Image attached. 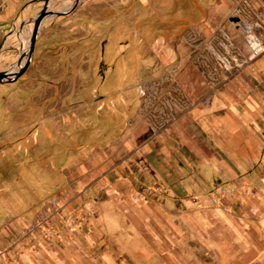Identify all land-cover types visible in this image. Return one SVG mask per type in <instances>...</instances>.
Wrapping results in <instances>:
<instances>
[{"label": "rangeland", "instance_id": "rangeland-1", "mask_svg": "<svg viewBox=\"0 0 264 264\" xmlns=\"http://www.w3.org/2000/svg\"><path fill=\"white\" fill-rule=\"evenodd\" d=\"M75 1L50 0L48 7L70 9ZM251 37L261 43L258 54ZM263 56L264 0H82L69 14L49 16L27 71L0 84V264H11L12 248L25 239L22 252L41 248V264H52L50 253L65 246L73 245L72 256L76 233L93 228L100 213L99 198L82 197L71 179L112 156L107 152L120 132L107 124H115L122 102L126 118L159 119L167 104L162 96H184L188 105L214 93L255 92ZM5 66L0 72L15 71L18 63ZM144 198L140 191L130 194L132 202ZM144 234L121 237L117 245V236H95L85 244L87 256L115 257L96 264H160L162 255L172 264H230L215 261L193 233H157L154 245ZM147 254L155 256L142 261Z\"/></svg>", "mask_w": 264, "mask_h": 264}, {"label": "crops", "instance_id": "crops-1", "mask_svg": "<svg viewBox=\"0 0 264 264\" xmlns=\"http://www.w3.org/2000/svg\"><path fill=\"white\" fill-rule=\"evenodd\" d=\"M44 6L45 0H0V64L9 63L4 69L20 61L28 25ZM67 10L64 5L61 11ZM257 62L261 74L264 56ZM259 80L255 92L214 93L191 99L188 105L184 96H162L167 104L161 106L159 119L126 118L122 102L120 115H114L115 124H107L109 131L120 132L109 146L107 153L112 151V156L97 170L91 168L71 179L82 197L99 198L100 217L93 228L83 226L76 233L72 256L69 247L73 245L68 243L63 251L50 253L49 261H115L105 252L92 254L91 260L85 244L95 236L109 240L117 236L113 240L117 245L121 237L145 232L153 245L157 233L160 238L170 233L189 238L193 233L218 256L215 261L264 264V74ZM105 163L111 166L104 169ZM220 189L230 193L215 203L214 192ZM134 191L143 192L144 200L132 202ZM119 196L125 201H118ZM25 240L12 248L11 264H41L38 254L44 251L22 252L28 244ZM154 256L141 255L146 262ZM129 260L135 261L134 256ZM159 260L160 264L174 262L164 255Z\"/></svg>", "mask_w": 264, "mask_h": 264}, {"label": "water", "instance_id": "water-1", "mask_svg": "<svg viewBox=\"0 0 264 264\" xmlns=\"http://www.w3.org/2000/svg\"><path fill=\"white\" fill-rule=\"evenodd\" d=\"M49 2L50 0H45V6L43 9L37 14V16L33 19V31L30 39V45L27 53H23L21 55L20 61L18 62V69L15 71H3L0 72V84L4 83H12L16 82L29 68L30 62L32 61L36 40L39 36L41 29L43 28L44 22L49 18V16L57 15L63 16L69 14L72 10H74L82 0H76L73 6L67 11H52L49 9ZM239 17H232L231 21L233 22H240ZM26 57V60L24 61Z\"/></svg>", "mask_w": 264, "mask_h": 264}, {"label": "built area", "instance_id": "built-area-1", "mask_svg": "<svg viewBox=\"0 0 264 264\" xmlns=\"http://www.w3.org/2000/svg\"><path fill=\"white\" fill-rule=\"evenodd\" d=\"M260 44H261V43H260ZM260 44H259V46H260ZM260 50H261V46H260ZM260 50L256 51L255 48L253 47L254 54H258V52H259ZM229 193H230V191L227 190V189L216 190V191L214 192L213 202H215V203L218 202L219 199H220V196H221V195H228Z\"/></svg>", "mask_w": 264, "mask_h": 264}, {"label": "bare ground", "instance_id": "bare-ground-1", "mask_svg": "<svg viewBox=\"0 0 264 264\" xmlns=\"http://www.w3.org/2000/svg\"><path fill=\"white\" fill-rule=\"evenodd\" d=\"M259 42L260 41H258L256 38H253V37H251V42H250V44L252 45V47H254L255 49H257L258 48V46H259ZM27 53V52H26ZM18 68H16L15 70H17Z\"/></svg>", "mask_w": 264, "mask_h": 264}]
</instances>
